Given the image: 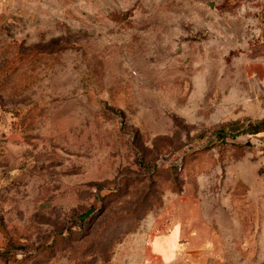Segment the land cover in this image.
<instances>
[{"label":"rangeland","instance_id":"obj_1","mask_svg":"<svg viewBox=\"0 0 264 264\" xmlns=\"http://www.w3.org/2000/svg\"><path fill=\"white\" fill-rule=\"evenodd\" d=\"M264 0H0V264H264Z\"/></svg>","mask_w":264,"mask_h":264},{"label":"trees","instance_id":"obj_2","mask_svg":"<svg viewBox=\"0 0 264 264\" xmlns=\"http://www.w3.org/2000/svg\"><path fill=\"white\" fill-rule=\"evenodd\" d=\"M259 132H264V120L257 123L250 122L246 125L233 124L227 127L225 130L223 129L217 132V137L221 141H224L226 137L236 139L237 137L245 134L254 135Z\"/></svg>","mask_w":264,"mask_h":264}]
</instances>
